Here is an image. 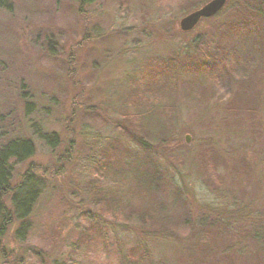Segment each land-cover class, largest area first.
<instances>
[{
  "label": "rangeland",
  "instance_id": "1",
  "mask_svg": "<svg viewBox=\"0 0 264 264\" xmlns=\"http://www.w3.org/2000/svg\"><path fill=\"white\" fill-rule=\"evenodd\" d=\"M210 1L0 0V145L34 146L29 159L11 161L13 189L27 173L45 184L25 240L16 237L20 222L1 217L0 264H182L204 224L227 243L264 228L262 51L249 38L228 49L219 41L229 28L245 30L257 0H227L183 33L180 21ZM199 43L220 65L197 82L163 81L164 67L190 68L195 57H184ZM260 66L251 112L233 111L241 83ZM149 108L145 120H128ZM159 121L166 126L157 135ZM148 161L162 180L155 198L141 200L130 167ZM146 204L154 208L143 213ZM160 205L166 226L149 221ZM175 225L184 237L163 242ZM244 239L246 253H233L232 264H264Z\"/></svg>",
  "mask_w": 264,
  "mask_h": 264
},
{
  "label": "trees",
  "instance_id": "2",
  "mask_svg": "<svg viewBox=\"0 0 264 264\" xmlns=\"http://www.w3.org/2000/svg\"><path fill=\"white\" fill-rule=\"evenodd\" d=\"M96 1L98 0H82L84 4L88 5L93 4ZM220 34L221 35L219 37V41L221 42V45L223 44L222 47L226 46L227 49L231 48L230 45H241L245 39H251L254 44H256L258 47L260 46L259 49L262 51L260 56L263 58L262 61H264V0H257V5L255 6L254 11L252 12V14H250V17L246 21L245 30L242 29L241 31L237 32L236 30H233V28H229L226 32L222 31ZM205 47H207V44L199 43L195 51L184 57V59L195 57V62L191 61L193 64H195V66H193V64L191 63L189 64L190 68H182L180 65L181 62L177 61L174 64L175 66H172L170 69L168 67H164L163 71H161L163 72V81H175V87L181 80L189 79L190 82H197L206 70L212 69L215 66H219L221 62L220 58L218 59V61L211 60L210 51L204 49ZM208 58L213 63L207 66ZM261 66L257 67L252 72L251 76L248 75L244 82L241 83L239 93H237V95L234 97L235 101H233L232 105L233 111L247 114L251 112V108L249 107L250 102L247 99V96L249 95L248 90H250L249 87H252V85L254 84L256 72L257 70L261 69ZM164 73H167V76L164 75ZM153 110L149 108L143 110V112L137 111L135 114H133L134 117H129L128 120H131V122H134L135 119L139 120L140 118L145 120L146 117L148 118V116H150ZM151 121H149L148 124H143L142 127L149 129L147 126L151 125ZM165 126L166 124L164 122L162 123L161 121H159L154 125L157 131L156 129H153L157 132L158 135L159 133L164 132ZM167 141L169 143V139H167V137H163V141L161 143L166 147V149L169 148L167 145ZM47 142L52 147H55L57 138L55 143H50L49 140ZM139 145L141 147H144L142 142L139 143ZM34 152L35 151L32 142L27 139H16L4 145H0V224L2 225L4 222L1 219L2 216H7L9 224H12L13 219L20 222V227L16 233V237L21 241L25 240L28 237L29 232L32 230V225L29 219L32 215L35 205L37 204L38 199L40 198V195L45 189V184L36 174L27 173L23 177L20 185L13 189L11 187V179L13 176L11 161L22 163L32 157L34 155ZM117 158L118 160H120L119 162H121L122 157L120 158L119 154H117ZM209 158H211L210 155H207L201 159L202 165L206 163L208 168L210 165ZM126 162L127 160L124 163L125 165ZM140 163L138 164L146 166L148 170L146 171V173L141 172L139 174L137 173L138 168L136 167L138 164H134L130 167V172L134 173V176H132L135 183L134 188L136 189L137 194L141 200L145 195H148V197L151 199L155 198L153 195L154 192L160 188V183L162 180L161 176L155 170V166L150 161L146 163ZM110 164L112 163H107L106 167L108 168ZM129 165L131 164L129 163L128 166ZM111 166H116V164L114 163L110 165V167ZM8 194H10L11 196L10 203L12 205L13 211L7 214L5 197ZM144 206H147V204ZM146 208L152 209L154 207H144L143 213H146V210L149 211ZM163 212H165L164 207L160 205L157 211L158 214L152 212L153 216L155 217H151L149 221L153 222L152 220L155 219L157 222L160 221L162 225L166 226V221L162 219V214H164ZM144 220L146 223L148 222L147 218H145ZM176 226H178L180 230H177ZM182 226L183 228L186 227V222ZM165 230L171 233L161 237V240H163V242L165 243L168 242L167 240H169L171 237H176L178 238V240L184 237L180 234L181 227L179 225H175L174 231L167 229ZM183 231H186V229H183ZM85 232H87V230H85ZM0 235H4V232L2 233L1 227ZM86 236L89 235L86 233ZM197 237L198 238L196 243L185 247V252L183 253V257L181 259L182 264H232L231 255L233 253L238 254L239 256L246 253L247 247L244 238L247 237L252 242V245L258 249V253L260 255H264V228L255 229L253 233L248 234L247 237H243L239 241L231 242V240H229L227 243V239L224 236V233L214 227V224H212L211 226L204 224ZM141 254V257L143 258L144 252L141 251ZM133 255L135 257V254Z\"/></svg>",
  "mask_w": 264,
  "mask_h": 264
},
{
  "label": "water",
  "instance_id": "3",
  "mask_svg": "<svg viewBox=\"0 0 264 264\" xmlns=\"http://www.w3.org/2000/svg\"><path fill=\"white\" fill-rule=\"evenodd\" d=\"M227 0H212L200 9L187 15L180 21V30L183 33L192 31L201 20L209 19L219 14L226 6ZM189 142V138H187Z\"/></svg>",
  "mask_w": 264,
  "mask_h": 264
}]
</instances>
